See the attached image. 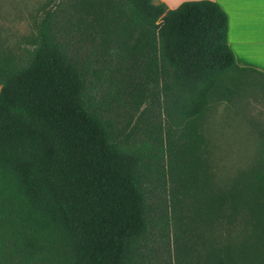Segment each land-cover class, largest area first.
Returning <instances> with one entry per match:
<instances>
[{
  "label": "trees",
  "instance_id": "obj_1",
  "mask_svg": "<svg viewBox=\"0 0 264 264\" xmlns=\"http://www.w3.org/2000/svg\"><path fill=\"white\" fill-rule=\"evenodd\" d=\"M75 1L96 6L91 49L42 32L0 53V264H141L150 232L178 221L169 201L189 207L194 264H264V127L236 179L211 170L210 113L264 98V73L235 61L225 10ZM141 106L147 138L130 142L119 124Z\"/></svg>",
  "mask_w": 264,
  "mask_h": 264
},
{
  "label": "rangeland",
  "instance_id": "obj_2",
  "mask_svg": "<svg viewBox=\"0 0 264 264\" xmlns=\"http://www.w3.org/2000/svg\"><path fill=\"white\" fill-rule=\"evenodd\" d=\"M76 6L75 0H0V53L19 56L33 46L42 32L52 34L58 42L79 53L91 49L96 43V33L88 23L96 15V6L88 14L77 10ZM143 109L141 106L138 111L125 115L124 122L119 124L124 128L122 136L128 134L130 142L138 143L147 138L145 122H149L153 112ZM156 120H161L158 114ZM259 126L264 127V98H251L245 111L221 104L210 113L206 135L216 182L231 183L258 155ZM168 185L163 189L167 201L176 194ZM167 203L168 219L178 221L165 231L156 228L150 232L140 249L141 264H194L195 242L191 240L189 207L183 205L175 213L170 208L171 201ZM180 233L184 243L191 246L183 252L178 250L180 241L175 240Z\"/></svg>",
  "mask_w": 264,
  "mask_h": 264
},
{
  "label": "crops",
  "instance_id": "obj_3",
  "mask_svg": "<svg viewBox=\"0 0 264 264\" xmlns=\"http://www.w3.org/2000/svg\"><path fill=\"white\" fill-rule=\"evenodd\" d=\"M175 8L188 0H156ZM228 16V44L240 66L264 73V0H213Z\"/></svg>",
  "mask_w": 264,
  "mask_h": 264
}]
</instances>
